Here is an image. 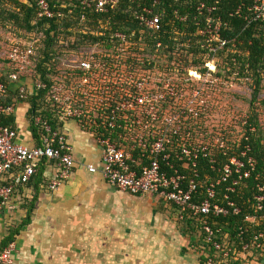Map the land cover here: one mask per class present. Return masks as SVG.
Wrapping results in <instances>:
<instances>
[{
	"label": "built area",
	"instance_id": "2783aa9c",
	"mask_svg": "<svg viewBox=\"0 0 264 264\" xmlns=\"http://www.w3.org/2000/svg\"><path fill=\"white\" fill-rule=\"evenodd\" d=\"M75 1L83 10L92 9L96 14H107L119 3ZM142 1L130 0L133 4ZM158 5L154 2L142 8L141 3L137 4L132 17L141 29L139 33H110L112 47L89 45L64 72L59 67L60 58L55 70L49 68L53 72L46 83L35 78L32 57L36 43L12 40L7 57L11 72L7 84L0 82V98H5L12 87L19 101L43 91L55 125L48 119L35 118L43 135L40 145L28 147L16 141L17 133L12 127L0 123V212L42 165L49 164L53 169L46 184L49 191L55 192L69 181L74 169L72 147L58 126L71 120L91 134L101 149V174L107 184L132 196L156 195L198 221L205 245L204 250L201 248L203 264L264 260V231L251 232L252 227L264 222V216H258L264 210V180L260 174L254 177L249 201L253 214L245 216V223L237 226V242H231L229 234L215 223L216 219L241 213L236 198H240L244 181L257 164L248 157L249 135L256 128L248 123L246 114L234 115L229 122L224 117L219 118V124L212 122L215 101L224 97L232 83L241 80L238 71L226 78L225 70L219 67L224 66L228 55L240 56L241 42L237 37L225 38L221 28L226 25L207 15L202 25L194 19L195 35L205 54L202 65L196 68L183 66L178 60L168 62L157 54L167 48L161 41L156 42L155 54H149L143 36L162 30L164 12H154ZM37 7L39 17L63 16L61 11H52L45 0H39ZM202 8L203 5L197 10ZM246 13L247 24L264 21V0H251ZM234 15L240 17L241 8ZM173 17L176 22H187V16L177 11ZM96 24L94 30L84 27L81 31H96L100 37L111 31L109 19ZM182 47L186 49L188 45ZM235 61L233 58V64ZM12 113L14 106L0 100V120ZM201 162L206 163L210 175L202 174ZM88 170L96 172L92 165ZM13 249L11 243L0 251V264H12Z\"/></svg>",
	"mask_w": 264,
	"mask_h": 264
},
{
	"label": "crops",
	"instance_id": "0c3cea01",
	"mask_svg": "<svg viewBox=\"0 0 264 264\" xmlns=\"http://www.w3.org/2000/svg\"><path fill=\"white\" fill-rule=\"evenodd\" d=\"M38 117L27 102L16 101L14 113L0 123L16 131L19 144L33 147L41 143L33 131ZM58 129L72 147L73 173L51 192L46 184L53 169L40 166L37 178L0 212V243L8 231L19 228L12 264H203L199 237L183 233L176 206L156 195L132 196L107 184L93 136L76 121ZM29 207V221L20 227ZM247 261L240 263L264 264L263 259Z\"/></svg>",
	"mask_w": 264,
	"mask_h": 264
},
{
	"label": "trees",
	"instance_id": "16d2710c",
	"mask_svg": "<svg viewBox=\"0 0 264 264\" xmlns=\"http://www.w3.org/2000/svg\"><path fill=\"white\" fill-rule=\"evenodd\" d=\"M39 0H0V28L11 29L15 31V40H26L28 42H36V54L32 57L34 61V74L41 82H49L48 75L55 70L56 65L64 54L68 51H78L81 48H87L89 45L102 43L105 48L112 47L109 42L110 33L121 32L128 33L132 30L140 32V27L133 20V13L136 5L141 3L142 8L150 7L152 3L158 2L159 5L154 9L155 13L162 14V30L159 34L152 35L147 32L143 36V41L146 44V51L149 54H155L156 42L161 41L164 45L161 54L168 62L178 60L182 62L183 66L199 67L204 61V52L200 49L198 37L195 35L194 19L198 20L200 24L207 15L219 18L223 24L221 28L222 35L226 38L237 37L241 42L238 47L237 54H230L224 58V66L220 65V70H225L224 76L230 77L232 73L238 71L239 79L250 80L251 94L249 99V111L246 113L249 124L256 128L254 133L249 135V146L251 148L248 157L256 160V168L251 177L244 181L240 198H236L237 205L241 208V213L237 216H228L227 218H219L215 220L223 232H227L230 236L231 242H237L236 233L237 226L244 224L245 216L253 214L251 209L252 194L254 192V177L260 174L261 180H264V135L259 124V115L257 113L256 105L259 103V96L263 90L264 81V21H256L250 24L244 20L246 7L251 4V0H143L142 2L131 3L130 0H119L118 5L113 10H108L107 14L95 13L92 9H82L80 4L75 0H45L52 11H61L62 18L47 19L43 16H38L37 2ZM203 5L201 11L197 9ZM64 6H68L63 8ZM241 8V16H235L234 12ZM208 9H211L208 13ZM71 11V14H69ZM177 11L180 16H187L186 23H179L174 21L173 12ZM200 13V14H199ZM81 16L84 20L81 21ZM109 19V29L102 37L94 34H83L81 29L88 26L92 30L97 27L96 22L105 21ZM174 32L178 34L175 35ZM32 35H39L40 41L35 39L32 41ZM176 40L174 41L173 38ZM26 38V39H24ZM188 45V48L182 45ZM236 58L235 64L232 59ZM8 64V60H7ZM10 67L7 71L0 74V82L7 84L9 80ZM46 93L40 91L36 94L27 95L24 100L30 105V111L34 112L35 117L39 116L42 120L48 119L54 126V118L49 115L48 105L45 103ZM0 100L8 105H15L19 101V94L17 91L8 90L5 98ZM1 122V121H0ZM7 125V124H6ZM34 135L40 143L43 132L40 127L33 128ZM245 131H248L246 129ZM244 131V132H245ZM226 132V131H224ZM248 135V132H246ZM244 145V142H242ZM202 174L210 172L206 163L201 162ZM37 178V176H34ZM33 179V178H32ZM28 208V207H27ZM32 207H29L28 212L20 227L29 221ZM181 213V212H180ZM182 214V213H181ZM181 229L186 236L198 235L199 241L197 247L202 252L205 247L203 243V235L199 232V223L196 219L182 214ZM258 216H264V210ZM19 228L8 231L6 237L0 243V251L10 245ZM264 231V222L258 226H254L251 232ZM249 237V235H246ZM202 248V249H201ZM204 250V249H203ZM201 262L204 261L203 256ZM233 263V262H232ZM238 264H241L240 262Z\"/></svg>",
	"mask_w": 264,
	"mask_h": 264
},
{
	"label": "rangeland",
	"instance_id": "374dc122",
	"mask_svg": "<svg viewBox=\"0 0 264 264\" xmlns=\"http://www.w3.org/2000/svg\"><path fill=\"white\" fill-rule=\"evenodd\" d=\"M85 28L88 29L89 27L86 26ZM16 34L18 33H15V31L9 28L7 29L0 28V74L1 75L7 71L8 52L12 40L18 38L16 37ZM28 37L32 38V41H35V39H38V42L40 41L39 35L37 36L32 35V37L30 35ZM36 42L37 41H35V43ZM85 51H86L85 48H81L78 51L75 50L68 51L67 54L64 55V57H61L62 60L59 66L61 71L64 72L66 66L71 61L80 59V57H82L83 52ZM250 83H251L250 80L243 79L236 83H232L231 86H229L225 90V93L223 94L224 97L220 101H215L214 103L216 114L215 117L212 118L213 123L219 124L220 117H224L226 121L229 122L234 115L243 114V113L246 114L249 111V99H250V94L252 92ZM263 85H264V81H263ZM255 107L259 115V124L264 135V87L259 96V103Z\"/></svg>",
	"mask_w": 264,
	"mask_h": 264
}]
</instances>
